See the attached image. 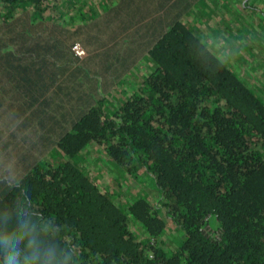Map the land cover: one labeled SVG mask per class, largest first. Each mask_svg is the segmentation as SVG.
I'll list each match as a JSON object with an SVG mask.
<instances>
[{"label": "trees", "instance_id": "obj_1", "mask_svg": "<svg viewBox=\"0 0 264 264\" xmlns=\"http://www.w3.org/2000/svg\"><path fill=\"white\" fill-rule=\"evenodd\" d=\"M198 1L0 0V264H264V100ZM103 158L157 199L99 187Z\"/></svg>", "mask_w": 264, "mask_h": 264}, {"label": "rangeland", "instance_id": "obj_2", "mask_svg": "<svg viewBox=\"0 0 264 264\" xmlns=\"http://www.w3.org/2000/svg\"><path fill=\"white\" fill-rule=\"evenodd\" d=\"M63 1L65 0H60V2ZM73 1L74 3L77 2V0ZM46 3H51V0H46ZM214 3L222 4V7L220 6L214 10L212 7ZM186 22V24L191 26L198 25L197 37L200 43L213 50L220 60L226 62L225 64L229 69L234 72L235 70L246 72L250 74L246 75L251 78L254 77L251 73H254L256 77L255 82L259 88L257 91L261 93L264 100V0H199L192 7ZM248 32L254 38L253 41L250 40V43L248 41L244 43L243 41L234 40L239 33L246 34ZM254 35H259L260 38ZM254 44L256 45L253 46ZM141 65L140 69L143 73H146L148 65L144 62ZM137 78L138 75L132 72L129 79L126 80L127 85L129 87H131V84L133 86L137 85ZM242 80L248 87H253V79H251V82H248L245 78ZM81 151H84V149ZM48 161L57 162L55 159H49ZM48 161L46 162L49 163ZM78 161L81 163V155H79ZM103 161L104 163L98 168L97 165L101 164L98 159L96 161L91 159L90 164L88 163L91 168L90 172L93 174L99 169L98 173L101 175L99 178L101 183L108 190L114 189L116 192L118 190L120 194L118 200L123 199L125 205L130 198L132 199L135 196L141 197L145 195L146 191L151 193L146 196L152 198L149 200L157 199L153 184L139 175V171L133 172L135 177L131 176L132 180L129 185H123L129 186L128 188L118 187L117 183L114 182L118 165L105 158H103ZM45 166L48 167L47 164ZM125 174L120 176L121 182L126 180L128 173ZM206 220L205 229L208 234L213 235L218 222L214 218H207ZM172 230L170 232L173 234L174 230ZM174 238L176 237L173 235L170 239L174 240ZM72 259L77 260L73 257Z\"/></svg>", "mask_w": 264, "mask_h": 264}, {"label": "built area", "instance_id": "obj_3", "mask_svg": "<svg viewBox=\"0 0 264 264\" xmlns=\"http://www.w3.org/2000/svg\"><path fill=\"white\" fill-rule=\"evenodd\" d=\"M72 50L75 53V55L79 58H82L86 55V52L84 50V48L78 43L76 42L73 46H72Z\"/></svg>", "mask_w": 264, "mask_h": 264}, {"label": "crops", "instance_id": "obj_4", "mask_svg": "<svg viewBox=\"0 0 264 264\" xmlns=\"http://www.w3.org/2000/svg\"><path fill=\"white\" fill-rule=\"evenodd\" d=\"M44 152H46V150H44ZM44 155V157L45 158H52L49 154H43ZM59 155H61V154H59ZM98 168H99V166H98ZM98 171H99V169H97ZM98 171L97 172H95V173H93L94 174V176H96L97 177V179L99 180V178L101 177V175H100V173H98ZM100 181V180H99ZM102 183H101V181H100V186L99 187H101V188H104V189H106L107 190V188H105V185H103V187H102ZM118 200V199H117ZM120 200H123V199H120ZM114 201H116V200H114Z\"/></svg>", "mask_w": 264, "mask_h": 264}]
</instances>
